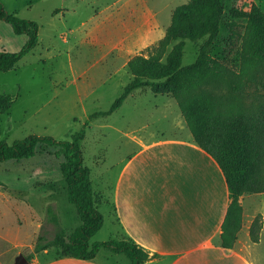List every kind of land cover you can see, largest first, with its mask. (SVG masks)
Wrapping results in <instances>:
<instances>
[{"label":"rangeland","instance_id":"obj_1","mask_svg":"<svg viewBox=\"0 0 264 264\" xmlns=\"http://www.w3.org/2000/svg\"><path fill=\"white\" fill-rule=\"evenodd\" d=\"M0 1L9 13H17L39 26L36 47L12 69L0 71V91L11 95L13 100L0 121V139L8 143L29 135L70 139L72 133L83 127L91 113L107 110L133 80L128 62L138 56L157 58L166 63L174 45L182 42V65L194 62L197 57L198 42L176 38L167 45L162 43L176 8L189 0ZM139 2V13L132 15V7ZM223 4L220 33L215 39L212 56L235 68L243 44L249 43L252 52L264 51V0H223ZM253 6L263 17L234 16L231 11L237 8L249 14ZM123 20L125 26L122 25ZM25 40V35L15 34L11 26L0 19V49L17 51ZM178 116L181 124L183 116L171 93L157 94L137 89L112 113L91 120L85 126L81 148L84 164L90 168L94 190L111 198V190L106 186L112 185L118 161L131 149L125 146L120 132H130L134 127L147 123L149 132L157 136L189 134L184 118L183 129L176 123ZM55 150L49 148L20 161L0 162V182L53 181L66 188L59 171L63 158L56 156ZM65 193L57 199L55 212L61 226L69 233L80 224V219ZM45 201V198L35 200L36 216L44 215L45 218L48 205H44ZM42 207H45L44 213H41ZM98 209L104 220L90 242L118 239L117 223L110 204L101 202ZM18 214L21 213L0 203V230L21 228V237L28 235V247L21 249L18 256L30 260L37 236L44 234L50 237L54 226L42 219L38 221L39 228L31 220H18ZM52 253L60 254L57 247ZM11 254L16 257V249L12 248ZM122 256L127 264L131 263L129 258Z\"/></svg>","mask_w":264,"mask_h":264},{"label":"trees","instance_id":"obj_2","mask_svg":"<svg viewBox=\"0 0 264 264\" xmlns=\"http://www.w3.org/2000/svg\"><path fill=\"white\" fill-rule=\"evenodd\" d=\"M223 9V0H189L178 6L162 43L167 45L176 38L198 42L195 61L182 65V42L174 45L166 63L157 58L140 56L130 60L128 68L133 80L107 110L91 113L83 127L72 133L70 139L58 140L38 135H29L12 143L0 139V162L31 158L49 148H55V155L63 158L59 171L66 183L67 200L75 206L80 224L67 233L53 205L48 204L45 221L54 226V232L50 237L39 234L34 251L57 247L59 255L86 260L94 258L98 251L104 249L125 255L130 264L148 260V253L129 237L90 242V238L101 228L104 217L98 209L101 197L92 186L90 168L84 164L81 148L85 126L99 116L112 113L137 89L157 94L171 93L194 143L218 164L230 200L222 223L221 245H233L242 226L240 197L264 192V51L255 53L250 50L249 43L243 44L235 68L213 58L212 50L220 33ZM231 11L234 16L263 17L255 6L249 14L237 8ZM0 19L7 22L15 34L26 36L17 51L0 49V71H8L36 47L39 26L17 13H9L1 1ZM246 39H249L248 36ZM12 102L11 95L0 91V121ZM261 228L262 218L258 214L249 226L251 241L259 239Z\"/></svg>","mask_w":264,"mask_h":264},{"label":"crops","instance_id":"obj_3","mask_svg":"<svg viewBox=\"0 0 264 264\" xmlns=\"http://www.w3.org/2000/svg\"><path fill=\"white\" fill-rule=\"evenodd\" d=\"M139 5L132 7V15L139 13ZM182 119L180 124L177 117L180 129L185 123ZM149 131L144 123L130 132H120L125 146L131 149L118 161L112 185L106 186L111 198L102 191L99 194L101 202L111 206L117 223L116 238L129 237L148 253V260L141 264H264V192L240 197L242 226L233 245L222 246V223L230 200L218 164L194 143L190 133L157 136ZM101 181L106 183L103 177ZM7 182H0V203L21 213L18 220H31L39 228L38 221L45 218L36 216L35 200L45 198L44 205L53 204L58 209L57 199L64 196V191L67 198L62 183ZM258 214L262 228L259 239L253 242L249 226ZM20 230H0V264H11L20 250L28 247V235L21 237ZM12 248L16 249V257L11 254ZM53 249H31L34 253L28 264H127L123 254L103 249L86 260L54 255Z\"/></svg>","mask_w":264,"mask_h":264},{"label":"water","instance_id":"obj_4","mask_svg":"<svg viewBox=\"0 0 264 264\" xmlns=\"http://www.w3.org/2000/svg\"><path fill=\"white\" fill-rule=\"evenodd\" d=\"M27 259L24 256H18L15 260V264H26Z\"/></svg>","mask_w":264,"mask_h":264}]
</instances>
